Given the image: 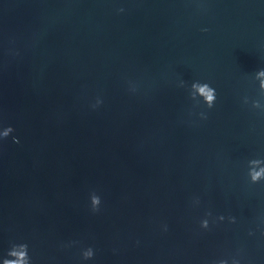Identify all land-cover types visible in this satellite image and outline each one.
Masks as SVG:
<instances>
[{
  "label": "water",
  "instance_id": "95a60500",
  "mask_svg": "<svg viewBox=\"0 0 264 264\" xmlns=\"http://www.w3.org/2000/svg\"><path fill=\"white\" fill-rule=\"evenodd\" d=\"M261 68L264 0H0V121L108 264H264Z\"/></svg>",
  "mask_w": 264,
  "mask_h": 264
},
{
  "label": "clouds",
  "instance_id": "9594fccd",
  "mask_svg": "<svg viewBox=\"0 0 264 264\" xmlns=\"http://www.w3.org/2000/svg\"><path fill=\"white\" fill-rule=\"evenodd\" d=\"M120 10L123 11V9H120ZM203 31H207V29H203ZM260 77H264V68L257 70L255 73V79L259 81V89L262 92H264V80L260 79ZM180 83H181V86L184 85V81H181ZM190 95L194 100L197 97L202 98L203 103L208 108H212L217 99L216 89L212 87L209 83L201 82V81H194L191 84ZM244 102L245 103L248 102L247 97L244 98ZM100 103H102V101L98 98L96 100V105H99ZM96 105H94V107ZM252 107L262 108L264 106H262L258 100H254L252 101ZM200 116L204 119L207 118V114L205 112H201ZM4 129H5V132L2 135V137H7L10 133L14 131L11 125H8ZM13 140L18 142V138L15 136L13 137ZM248 163H249L248 177L250 178V182L252 184H256L261 181H264V161L260 159H252ZM90 201H91L92 211L94 212L99 211V207L101 204L100 196L95 193H92L90 196ZM195 203L198 204L199 199H197ZM211 215H212L211 212H206L205 218L201 219L200 227L202 229L209 228V219L207 217H210ZM225 219L226 217L223 214L218 215L215 218V220H218V221H224ZM227 220L229 223H236L235 216L229 215L227 216ZM165 230H167L166 225H165ZM249 234L251 235V232H249ZM81 255L84 260L92 259L95 255L93 247L88 246L87 248L83 249ZM3 264H33L32 257L29 255L28 244L27 243H12L10 248L7 250L6 256L3 258ZM212 264H228V260L220 259L217 261H213ZM232 264H240V261L236 259L235 257H233Z\"/></svg>",
  "mask_w": 264,
  "mask_h": 264
}]
</instances>
